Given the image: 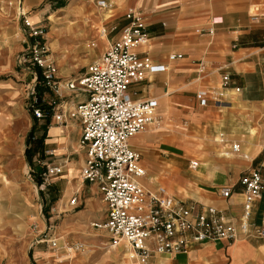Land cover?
<instances>
[{
	"label": "crops",
	"instance_id": "0c3cea01",
	"mask_svg": "<svg viewBox=\"0 0 264 264\" xmlns=\"http://www.w3.org/2000/svg\"><path fill=\"white\" fill-rule=\"evenodd\" d=\"M105 1L108 3L105 9L98 8L93 0L80 2L82 7L70 3L63 15L57 16L62 20L56 23L52 33L69 36L66 55L63 56V49H59L55 56L62 55L65 59L56 66L60 83L71 79L69 76L78 68L83 69L79 74L83 73L85 67L100 56L106 43L118 37L126 23L124 12L127 8L139 9L145 24L146 41L133 46V50L148 58L152 64L165 66V69L149 72L142 80L128 86L132 99L153 97L156 100L155 121L128 139L145 169L143 182L149 187L160 183L178 198L212 203L223 209L226 216L236 218L241 200L237 179L242 171L259 163L263 155L264 0ZM104 12L110 15L103 17ZM70 16L79 21L75 23L69 19ZM212 18H218L217 22L213 23ZM97 23L104 28V33L97 30ZM169 54H180V57L168 58ZM221 72L229 75L231 85L239 87V91L233 93L227 90L221 105L208 101L199 106L195 91L203 87H217ZM21 75L29 78L28 71ZM26 83L21 84L24 90ZM12 84V79H0V92H13L16 88L12 89ZM59 92L66 102L65 121L56 124L53 119H48L42 124L44 162L59 166L61 171L58 176L67 183L75 179L71 186L76 187L77 192L86 187L87 201L83 216L85 221L96 220L91 212L93 202L99 205L103 202L96 185L85 182L84 186L80 179L79 173L85 160V150L78 143L81 125L77 117L66 114L71 106L84 99V94L79 100L69 101L66 99L69 93L78 91L68 90L61 85ZM51 99L56 103L58 101L55 96ZM23 107L30 115L25 108V98ZM4 116L7 117L0 115L1 118ZM11 116L16 145L17 131H27L29 127L25 121ZM17 121L19 126H15ZM188 129L214 138L220 134L229 141L237 142L239 150L231 156L226 154L229 157H222L223 150L218 146L212 153L219 159H214L208 157L211 152L200 149L206 160H202V156L200 161L197 160L196 168H188L187 162L191 158L186 159L187 152L181 146L182 139L193 140L184 138ZM227 145L228 142L224 146ZM185 159L186 168L182 164ZM262 175V187L252 203L249 218L250 223L256 226L264 225L263 171ZM225 185H235L236 188L228 199L218 195V189ZM101 217L99 220L102 221L104 211ZM53 240L52 249L56 241ZM75 250L79 248L74 246ZM58 251L63 252L62 248ZM150 264H264V238L238 236L230 242L217 240L198 243L186 252L155 257Z\"/></svg>",
	"mask_w": 264,
	"mask_h": 264
},
{
	"label": "built area",
	"instance_id": "2783aa9c",
	"mask_svg": "<svg viewBox=\"0 0 264 264\" xmlns=\"http://www.w3.org/2000/svg\"><path fill=\"white\" fill-rule=\"evenodd\" d=\"M95 5L101 9L108 7L105 0H95ZM18 16L22 21L21 31L27 36L26 49L31 53L24 66L29 72L24 98L32 120L39 121L49 114L56 124L64 123L66 102L59 92L61 85L84 94V99L71 106L66 114L77 117L81 125L78 143L85 150V160L80 179L96 185L104 204V219L90 224L105 232L109 246H126L132 264H150L155 257L186 252L198 243L230 242L238 236L264 238V225L256 226L249 221L252 203L263 183L264 146L261 161L242 171L237 179L241 200L236 218L226 216L223 209L212 203L178 198L160 183L149 187L143 182L145 169L128 139L155 121L156 100L153 97L132 99L128 86L165 66L152 64L133 50V46L146 41L145 24L139 9L127 8L124 12L126 23L118 37L106 43L100 56L88 64L83 73L62 83L56 76L55 64L46 59L48 48L40 38L44 35L43 30L35 23H29L25 12ZM217 19L211 21L215 23ZM100 33H104V28ZM176 57L180 54L168 55V58ZM21 59L25 61L24 57ZM227 90L235 93L239 87L231 85L229 75L221 72L217 87L198 88L195 97L199 106L208 101L221 105ZM54 96L57 103L51 99ZM215 142L223 150L222 157H229L239 150L237 142L220 134L215 137ZM197 166V160H188V168ZM44 167L40 172L43 176L61 171L57 165L44 163ZM235 192V185L218 189V195L223 199L230 198ZM74 202L75 197H72L70 203ZM48 241L54 245V240Z\"/></svg>",
	"mask_w": 264,
	"mask_h": 264
},
{
	"label": "rangeland",
	"instance_id": "374dc122",
	"mask_svg": "<svg viewBox=\"0 0 264 264\" xmlns=\"http://www.w3.org/2000/svg\"><path fill=\"white\" fill-rule=\"evenodd\" d=\"M78 1L0 0V79H12L14 84L11 88H16L13 92H0V104L5 105L0 106V115H7L0 117V124H4L0 126V264H59L58 262L64 259L69 261L61 264L130 263L126 252L122 250L123 245L109 246L105 232L90 224L101 222L99 219H102L103 204L93 202L91 212L96 220L85 221L83 213L87 201L86 187L77 192L76 187L71 186L75 179L67 183L58 174H40L45 168V158L41 149L43 144L36 142V138L43 134L42 124L47 118H52L46 116L39 121L32 120L23 107L25 90L21 84L29 78L21 74L27 72L24 66L28 64L31 53L26 49L27 36L21 31L22 21L18 14L25 12L26 20L31 24L35 22V25L43 30L41 41L49 49L51 59L58 66L65 60L62 57L67 53L65 48L69 44V36L52 33L57 24L50 16L63 15L70 3L81 6L80 2L84 0ZM93 2L95 3V0ZM109 15L108 12L103 13V17L107 18ZM69 19L76 21L75 23L79 21L74 16ZM95 27L97 30L102 29L100 23ZM59 49H63V56L55 58ZM22 57L25 58L24 62ZM29 66L31 68V65ZM82 70L78 68L69 77H76ZM69 95L66 97L69 101L83 97L82 93L78 92ZM11 98L13 100L10 101ZM11 115L25 121L29 127L27 131H17L16 145L11 129ZM19 125L17 121L15 126ZM30 129L34 140H28ZM185 133V139L193 138L192 141L182 139L181 146L187 152L186 159L200 161L203 156L202 160L205 161L207 157H204L200 149L211 152L208 157L219 159L212 153L219 146L214 142V136L198 134L191 129ZM186 159L182 163L184 167ZM83 185L86 186V183ZM72 197H75L74 203H70ZM53 239L56 241L52 249L53 246L48 240ZM74 246H79V250L73 251ZM59 248H62V253H59Z\"/></svg>",
	"mask_w": 264,
	"mask_h": 264
},
{
	"label": "bare ground",
	"instance_id": "6f19581e",
	"mask_svg": "<svg viewBox=\"0 0 264 264\" xmlns=\"http://www.w3.org/2000/svg\"><path fill=\"white\" fill-rule=\"evenodd\" d=\"M50 18H52V20L55 22V23H57V22H59L60 20H62V18H59V17H57V16H53V15H51L50 16ZM29 23H31L29 20H27ZM53 30H54V28H53ZM101 30V29H100ZM102 36V35H101ZM49 50V49H48ZM46 59H50V60H52L53 61V63L55 64V66H57V64L55 63V61L53 60V59H51V54H48L47 56H46ZM24 170H26V165L24 164ZM122 250L124 251V252H126V255L128 256V258H129V256H130V251H129V249L126 247V246H123L122 247Z\"/></svg>",
	"mask_w": 264,
	"mask_h": 264
},
{
	"label": "trees",
	"instance_id": "16d2710c",
	"mask_svg": "<svg viewBox=\"0 0 264 264\" xmlns=\"http://www.w3.org/2000/svg\"><path fill=\"white\" fill-rule=\"evenodd\" d=\"M47 108H50V107L47 106ZM48 112L50 113V110H48ZM47 116H49V114H48ZM48 119H49V118H47L45 122H47ZM31 132H32V131H31V129H30L29 132H28V134H27V136L29 135V136H28V140H29V139H30V140H34V138L32 139ZM43 138H44V133L41 134V136H40L39 138H36V139H37L36 142L42 143ZM36 139H35V140H36ZM25 152H26V150H25ZM25 157H26V153H25ZM26 158H27V157H26ZM27 161H28V159H27Z\"/></svg>",
	"mask_w": 264,
	"mask_h": 264
}]
</instances>
